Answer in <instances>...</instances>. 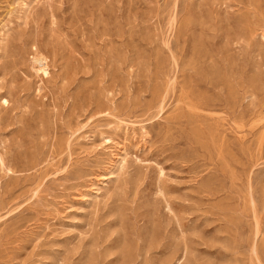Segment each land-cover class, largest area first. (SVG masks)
<instances>
[{"label":"rangeland","instance_id":"obj_1","mask_svg":"<svg viewBox=\"0 0 264 264\" xmlns=\"http://www.w3.org/2000/svg\"><path fill=\"white\" fill-rule=\"evenodd\" d=\"M0 264H264V0H0Z\"/></svg>","mask_w":264,"mask_h":264},{"label":"bare ground","instance_id":"obj_2","mask_svg":"<svg viewBox=\"0 0 264 264\" xmlns=\"http://www.w3.org/2000/svg\"><path fill=\"white\" fill-rule=\"evenodd\" d=\"M35 61L42 65L39 70L41 72L47 73V58L45 56H38L36 57Z\"/></svg>","mask_w":264,"mask_h":264}]
</instances>
